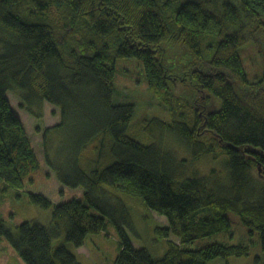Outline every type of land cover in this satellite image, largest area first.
<instances>
[{
	"label": "trees",
	"instance_id": "trees-1",
	"mask_svg": "<svg viewBox=\"0 0 264 264\" xmlns=\"http://www.w3.org/2000/svg\"><path fill=\"white\" fill-rule=\"evenodd\" d=\"M248 46L264 64V0H0V185L20 194L40 166L13 89L30 111L58 109L46 162L62 187L82 192L56 205L23 193L52 209L50 224L22 222L14 234L0 220V240L23 264H81L69 247L109 221L120 239L112 264H264V73L249 81ZM124 60L140 65L151 106L172 111L171 85L188 79L186 112L146 116L144 132H132L135 105L117 88ZM49 132L66 137L62 161L49 157ZM217 154L221 169L189 170ZM147 210L167 221L147 222L158 256L129 237Z\"/></svg>",
	"mask_w": 264,
	"mask_h": 264
},
{
	"label": "rangeland",
	"instance_id": "rangeland-1",
	"mask_svg": "<svg viewBox=\"0 0 264 264\" xmlns=\"http://www.w3.org/2000/svg\"><path fill=\"white\" fill-rule=\"evenodd\" d=\"M242 54L243 52L240 54L241 57ZM242 64L246 69L249 81H253L255 77L264 73L263 60L260 59L255 48H251V46L246 48V54L242 59ZM117 67H119L117 79L119 75H123L122 73L125 74L123 79H118L117 88L121 91L125 101L135 105V114L130 125L132 132V127H136L137 125H139L143 131L142 124L139 121L146 116L156 117L160 120L164 119L169 122L170 119L168 115L173 113V110L180 111L182 115L186 112L185 109H180L184 107L185 103L184 101H180L181 99L179 100L178 97L184 96L186 92L185 81L188 82V79L184 80L181 84L174 83L171 85L174 89L170 91L172 94V98L170 99L172 111H169V109L165 107V102H155L152 106L151 104L148 105L149 98L141 74V67L136 61H119ZM178 89H180V94L177 93ZM7 97L21 119L40 163L38 170L31 173L27 180L24 181V189L20 194L0 185V220L5 223V226L11 233L15 234L17 226L22 222H35L48 227L51 221L52 209H42L29 204L23 193L41 194L50 200L52 204L56 205L72 198H79L82 192L62 187L55 179V172L46 162L47 154L44 149L43 136L46 128L53 129L60 123L58 109L45 102L40 107L33 106V109L30 111L23 104L21 92L18 90L10 89L7 92ZM189 100L192 99L189 98ZM36 115H40V117L37 118ZM129 136L131 135L129 134ZM47 139L52 140V144L50 143L48 145L49 157L58 154L62 161V159L66 157V155L64 156L63 154L69 152V148L66 147V145L60 147L62 140L66 139V137H63L60 133L56 134L54 132H49L47 133ZM147 140L148 138L145 136L141 139L142 142H146ZM157 140L158 138H155L153 141L157 142ZM218 157L219 159L215 160L216 158L212 156H205L202 158L201 163L195 164L197 166L194 165L195 167H193L189 164V170L196 169L198 176H201L210 168H215V171L221 169V166L218 164L220 155ZM58 164V162H53V168L57 167L59 170H63L57 166ZM18 196H21V198H18ZM144 215L146 218L139 213L138 215H133V224L129 229L131 243L138 249L147 248L152 255L158 256L161 252V249L158 247L159 242H157L156 237H154V239L152 238L147 222L151 221L154 225L167 227V221L165 217L160 216L154 211L147 210ZM107 223L108 226L105 232L88 236L82 247L77 250L73 247H69V250L81 264H112L116 260L119 253L120 239L118 238L114 224L109 221ZM232 229L233 231L241 230L243 233L246 232V228L241 224L239 219L235 217L232 223ZM169 240L178 243V240L172 235ZM0 264H23L18 255L14 253L10 245L3 239L0 240Z\"/></svg>",
	"mask_w": 264,
	"mask_h": 264
}]
</instances>
